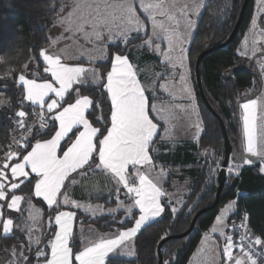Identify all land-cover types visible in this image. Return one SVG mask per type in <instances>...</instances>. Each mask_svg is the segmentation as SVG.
<instances>
[{
    "label": "snow or ice",
    "instance_id": "1",
    "mask_svg": "<svg viewBox=\"0 0 264 264\" xmlns=\"http://www.w3.org/2000/svg\"><path fill=\"white\" fill-rule=\"evenodd\" d=\"M75 7L80 9L82 6L78 3ZM83 7L87 9L86 13H82L76 20L72 19L74 13H69L60 22L62 25L67 23L66 30L83 33L86 38L95 40L98 45L95 50L97 54H88L86 59L89 65H95L105 59L106 39L113 40L118 36L127 42L130 32L144 28V35L147 37L143 43L144 47L158 52L164 58L166 67L171 64L173 69L176 68L177 61L180 68L184 67L185 47L181 35L175 30L166 29L163 22L156 19L157 15H161L175 20L160 0L106 2L103 11L100 4ZM137 7L142 9L145 20H151V36L148 35L147 26L141 23ZM200 7L199 4L194 5L193 11H198ZM258 12L264 13V0H258ZM256 21L257 18L254 17L253 28L256 27ZM158 39L167 41V50L156 42ZM247 45L246 38L244 47ZM177 49L178 55L174 56L173 53ZM38 57L42 58L39 65L42 67V73H30L34 78L20 74L18 83L22 93L20 103L23 104V101L27 100L40 109L39 112L31 113L38 118L39 127L32 131L24 120L29 113L22 109L18 111V126L28 134H21L23 146H18V152L10 151L5 157L7 161L19 154L20 162L0 165V199H5L7 208L20 211L21 201L25 198L14 192L20 188V183L27 181L34 187V196L42 198L47 206L53 209L49 215H54V226H58V230L48 234L50 258L45 251L36 247L37 264L40 260L43 264H106V260L111 261L114 258L109 254L117 253L125 241L131 240L146 222L159 217L164 211L160 199L163 195L162 189L150 178L148 169L154 167L150 151L157 142L154 137L158 135V126L165 118L156 105L150 103L149 97L146 96L147 89L137 78L138 71L125 55L113 54L110 58V70L102 65L105 71L99 73L94 66L86 67L82 61L69 63L62 59L60 54H49L44 49L39 52ZM25 68L27 69V65ZM43 74L48 75L45 77ZM184 79L181 75V80ZM92 85H95L96 89H91ZM164 87L165 85H160L161 89ZM97 89L100 95L94 99L84 94L86 91ZM151 98L156 99L154 95ZM109 101L107 112L102 117H96L99 103L107 105ZM5 103L8 101L0 99V104ZM257 104L256 99H247L240 104L246 141L244 151L264 162V147L257 149L254 115ZM101 120L103 123L100 127L94 126ZM164 132L167 134L168 129L165 128ZM32 140H35L34 144ZM244 163L251 165L253 160L245 159ZM233 167L235 166H229L230 173ZM9 168L11 177L20 180V183H11L13 193H7L4 183ZM95 169L116 178L117 186L122 185L126 196L134 201L129 206V211L137 207L140 215L135 219L134 226L118 231L111 237L102 236L96 241L84 242L81 248L77 246L73 234L75 212L59 208L61 204L70 206L75 203L69 199L68 185L65 184L66 180L72 179L70 173L83 174ZM260 171L264 172V165ZM119 191L120 188L117 187V195ZM7 196H10V203H7ZM60 197L63 199H59ZM235 205L236 201H232L228 208L215 217L216 225L213 226L212 232L219 231L224 241L218 264H258L257 257L260 258L261 264H264V237L255 236L253 239L243 220L239 226L232 225L234 229H245L238 241L233 239V235L223 231L225 214ZM76 206L79 207L78 204ZM29 215L31 216V212ZM12 225L13 220L7 219L3 224V231L10 232ZM208 239L206 233L205 244ZM36 243L39 245L40 241ZM257 246L259 251H256ZM236 249L239 254L234 255ZM27 251L31 252V245ZM12 255L16 260L9 264H31L32 257L25 256L23 250L17 252L14 249ZM0 264H4V261H0Z\"/></svg>",
    "mask_w": 264,
    "mask_h": 264
},
{
    "label": "trees",
    "instance_id": "2",
    "mask_svg": "<svg viewBox=\"0 0 264 264\" xmlns=\"http://www.w3.org/2000/svg\"><path fill=\"white\" fill-rule=\"evenodd\" d=\"M242 2L243 0H229L228 8L222 12L220 9L223 8L224 0H208L189 46L188 54L189 58H192L191 65H194L205 44H221L228 38L239 15ZM62 7L63 2L61 0H0V99L4 98L8 101V103L0 106V158L8 151L12 143V126L7 115L17 109H24L28 113L32 110H38L37 107L30 106L25 100L23 104L20 103L22 93L16 79L18 74L22 72H26L30 78H34L30 74L32 72H37L38 75L42 73V67H39L42 59L38 57V54L48 46L49 36ZM253 12L254 0H249L241 24L231 42L225 47L209 52L203 57L200 64V77L205 96L211 107L222 118L229 140L235 144L238 152L237 140L240 134V118L237 117L235 103L248 94L249 88L255 86V89L258 85L257 70L253 68L255 59L250 61V58L241 57L237 53L239 42L249 29ZM260 24H262V18H260ZM133 41L135 40H130L127 45ZM114 53L125 54L133 59V54L125 50L123 46L121 47L120 43L107 44L106 58L95 64L99 72L105 71L102 65H105L107 70L110 69V58ZM142 56L152 61H158V57L154 54H143ZM242 59L244 60L243 64L250 61L249 70L239 71L227 77L223 76L224 71L239 66ZM25 65H27V69ZM43 75L46 77L48 74ZM90 87L96 89L95 85ZM195 88L199 98V111L203 124V132L197 143L183 142L170 148L160 143V139L157 137L155 138L157 142L150 151L156 163L170 170L164 182L165 191L172 192L174 190L173 180L185 185L184 203L174 213L170 205L162 200L164 211L161 216L142 227L134 236L133 257L126 258L114 254L111 255L114 258L111 261L106 260V264H157L159 241L164 237L185 232L189 228L193 216L214 202L218 171L216 169L213 173V166L209 167L208 159L212 158L209 155L211 152L218 159L213 164H220L224 140L217 118L206 108L198 94L196 82ZM84 94H88L90 99H94L100 95V92L97 89L86 91ZM109 106L110 101L107 105L102 102L99 103L96 117H102ZM89 119L91 120L92 117ZM102 123L103 120L94 126L100 127ZM39 138L37 137V139ZM259 165V162H256L253 165L245 166L237 176H231L229 178L230 183L234 178H237L236 187L215 208L201 213L188 235L181 238H171L163 243V263L169 260L170 264H187L198 246L202 234L211 227L220 207L228 200L236 201V209L229 222L235 219L242 209L248 216V227L251 234L254 237H264V172L260 171ZM228 186L225 184L224 190ZM32 191L33 185L27 181L16 190L17 193L31 199L39 206L45 219H53L54 215H49L53 209L35 199ZM111 198L110 195H100L95 201L113 205L115 202ZM74 212L76 223L81 219V222L91 224L102 232L110 231L113 227L117 229L132 227L138 215V211L135 210L129 218L118 223L117 219L121 214L123 215L122 212L113 217L109 215L99 218H88L79 210H74ZM54 230V226L50 227L41 239V243L45 244L47 254L49 252L48 234ZM21 241L23 240L15 234L3 237L0 241V261H4L9 256L11 248H19ZM24 244L27 245L25 242ZM76 244L80 247L77 241ZM32 249L28 255L32 257L31 264H34L38 258L33 255L34 248Z\"/></svg>",
    "mask_w": 264,
    "mask_h": 264
},
{
    "label": "rangeland",
    "instance_id": "3",
    "mask_svg": "<svg viewBox=\"0 0 264 264\" xmlns=\"http://www.w3.org/2000/svg\"><path fill=\"white\" fill-rule=\"evenodd\" d=\"M61 1L63 2L62 10L60 11L57 19L55 20L52 33L49 36V44H48L49 52H55V53L59 52L64 59L74 60V61L80 59V57L86 59L89 53L96 55L97 54V52L95 51V47L97 46L96 42L91 43L92 41H95L94 39H88L85 37L83 33L74 32V30H66L67 23L62 25L60 21L62 18L67 17L69 13H74L72 19L76 20L81 16L82 13H86L87 9L83 7L84 5L91 4L95 6L96 4H100L101 11H103L104 3L106 2L113 3V2H117V0H61ZM160 2L164 4L168 14L170 16L175 17V20L168 19V16L157 15L156 16L157 21L163 22L164 27L166 29L175 30L176 32H178L183 39V44L185 47V59H184L183 68L179 67L178 61L176 68L173 69L171 64L167 65L166 67L164 64V58L158 52H153L151 48L143 46L144 40L147 39V37L144 35L145 32L144 28H141L139 31L133 30L132 32H130L127 42L121 40L118 36L111 41H113L114 44L120 43V46L121 47L123 46L125 50L130 51V53H132L135 58H140L143 54H154L155 56H158V61H152L149 60L148 58H145L143 60V64L141 65L142 68L140 69V73L141 75L144 76L146 86L147 88H149L147 93L149 94V97L151 99V104H155L157 109L161 111V113L165 118L159 124L160 127L159 142L166 147L172 148L183 142L197 143L199 136L203 132V124H202L201 116L199 115L200 114L199 100H198L199 98L197 96V91L195 88L194 65H191L192 58H189L188 51H189L190 43L197 30L198 21L201 17L202 11L206 6L208 0H160ZM78 3L82 6L80 9H76L75 7L76 4ZM197 4L201 5V7L198 11L194 12L193 7L194 5ZM228 4H229V0H224L222 6L223 8L220 10L224 12V9L228 8ZM137 13L140 14L141 23L147 26L148 35L151 36L153 34L151 20H145L144 14H142V9H140L139 7H137ZM261 18H262V24H260L259 21L258 23H256L255 28L253 27L250 28L249 26L250 29H248L244 34V37L242 38V41L238 48L239 55L245 56L247 58H251L259 52H264V18L263 16ZM189 21L191 22L190 24ZM250 25H251V21H250ZM246 38L248 41V45L245 48L244 43ZM133 39L135 41L127 45V43ZM106 41L108 40L106 39ZM80 42L84 43L85 46L86 44L87 46H90V49L82 47V44ZM156 42L160 43L162 48L167 50L168 44L166 40L158 39ZM173 55L174 56L178 55V49L176 52L173 53ZM194 56L195 55L193 53V59ZM262 65H264V55L256 57L253 63V68L257 70V72H259L261 76V91L256 96V98H254L258 101L257 108L254 113L258 150H260L261 147H264V67H262ZM181 75L185 77L184 80H181ZM161 76H163V78H161ZM160 85H165V87L161 89ZM254 87L255 86L249 88V90H247V93H251L252 91H254L253 90ZM153 95L156 97V99L151 98ZM1 99L5 100L4 98ZM2 105L3 104H0V106ZM39 111L40 110L38 109V112ZM239 118H240L241 147L245 154L251 156L250 153H246L244 151V146L246 141L243 135V111L240 108V105H239ZM165 128L168 129L167 134H165L164 132ZM12 144L13 143H11L9 149L12 148ZM8 152L9 151L5 152V154L0 158V160H2L3 157H6ZM209 155H211L212 157L208 159L209 167L213 166L212 171L214 173L216 169L217 171L219 170L220 164L214 165L213 162L217 161L218 159L211 152ZM4 159L2 160V162H4ZM13 162L15 161L12 160V163ZM256 162H259L260 164L259 169L262 167V165H264V162L259 160L257 157H256V161H253L251 165L255 164ZM230 165L235 166L232 168L231 173L229 172ZM245 166H250V165L244 162L235 163L231 159L226 170V177H227L226 184L229 185L230 184L229 178L231 176H237L239 171ZM9 170L10 168L7 169V172H9ZM169 171H170L169 169H166L165 173ZM172 184L174 186V190L172 192L165 191V187L163 184V195L161 197V202L162 200L165 201L167 204L170 205L172 210L174 209L173 212L176 213V211H178V209L185 201L186 190H185V185L179 183L177 180H173ZM116 189L117 188H115V192H113L111 195L112 196L111 199H113L116 202V204H113V206L115 205V208H111V207L110 209L102 208L101 213H105V212L108 214L110 213L111 214L110 216L113 217L115 214L122 212L123 215L121 214L120 217L117 219V222L121 223L125 219L129 218L132 212L137 210L136 209L137 207H133L131 208V211H129V206L133 204L134 201L131 200L126 195L125 196L123 195L125 199L123 201V197H120L121 194H123L122 189L120 188L118 195ZM231 202L232 200L226 201L221 206V211L228 208ZM121 205L123 206L121 207ZM234 208L235 206L229 209V211L225 214V221L222 226L224 232L228 230V224L230 221V217L233 214ZM122 230L125 229H117L116 227H113L110 231L108 230L109 232L106 231L107 233L99 230L101 233L81 232L79 233V235L82 241L87 242L88 240L90 242L93 239H98L102 236L111 237L113 234ZM230 231L232 232L234 239L235 229L232 227L230 228ZM216 233L220 235L219 231ZM133 238L131 240L125 241V243L118 249L117 253L114 254H118L126 258L133 257ZM223 243L224 242H222L220 245L221 246L220 250H222L223 248ZM29 245H31V250H33L32 248H34L33 255L35 256V249L37 247L36 241L30 240L28 241L27 245L20 242L19 248L16 249L15 247L11 248L9 252L8 260H6L5 264H9V262L16 260V257L12 255L14 249L17 252L23 250L24 255L29 256L28 255L29 251H27ZM218 246H219L218 244H215L212 247V249L208 252V256L206 258L199 257L198 258L199 264H218L217 262L219 258ZM207 247L208 246H206V249ZM39 248H41L43 251L46 252L44 243H42L39 246ZM114 254H109V255L111 256ZM235 254H239V252L234 251V255ZM165 262H167V264H170L169 260ZM165 262L163 264H165ZM34 264H37V262H35ZM39 264H42V261H40Z\"/></svg>",
    "mask_w": 264,
    "mask_h": 264
},
{
    "label": "crops",
    "instance_id": "4",
    "mask_svg": "<svg viewBox=\"0 0 264 264\" xmlns=\"http://www.w3.org/2000/svg\"><path fill=\"white\" fill-rule=\"evenodd\" d=\"M262 16L264 18V13L258 12V0H254V12H253V17L251 20L250 28L252 27L253 18L256 17L257 18L256 23H258ZM243 37H244V35H243ZM242 38L239 42L238 48L240 46ZM94 42L95 41H92L91 43H94ZM80 43L82 44V47L90 49V46H87L86 43H85L86 46L84 45V43H82V42H80ZM107 44H114V42L111 40L106 41L105 49H104L105 53H106ZM96 45H97V43H96ZM48 46L44 50H47L49 54H60L59 52L58 53L49 52ZM97 47H98V45L95 47V50L97 49ZM238 48H237V53H238ZM114 54H116V53H114ZM122 55H125V54H122ZM125 56H127V55H125ZM239 56H241V55H239ZM156 57H158V56H156ZM241 57H245V56H241ZM62 59H64V58L62 57ZM144 59L145 58L143 56L140 58H135L133 56V59L128 57L129 62L138 71L137 78L141 82L142 86L145 89H147L146 96L149 97V94L147 93L149 88H147V86H146L144 76L141 75V73H140V69L142 68L141 65L143 64ZM67 61L69 63H75V62L82 61L84 63V66H86V67L87 66L96 67L95 65H89L87 63V59L81 58V57H80V59H78L76 61H74V60H67ZM98 73H99V71H98ZM20 74H26V72H22ZM20 74H18V76ZM18 76L16 79L17 83H18ZM26 76H27V74H26ZM27 78H30V77L27 76ZM149 99H150V97H149ZM25 101L30 106H34L31 104V102H29L27 100H25ZM150 103H151V99H150ZM34 107L38 108V106H34ZM57 125H58V122H57ZM159 128L160 127L158 126V135L156 137H154V139L157 137L159 138V130H160ZM32 143L34 144L35 141H32ZM150 155H151V153H150ZM18 162H20V161H18ZM153 165H154L153 168L148 169L150 178L153 179V181L156 182L159 187H161L162 192H163V184L167 178L168 172L165 173L166 169L164 167H162L161 164L156 163L154 159H153ZM9 171H11V170H9ZM31 175H34V174H31ZM70 177L72 178L71 181H69V180L65 181V184L68 185L67 195L69 196V199L74 201L75 203H73L70 206L61 204L59 210L73 211V212H74V210H79L83 214L88 216V218H99L102 216H109V215H111L110 213L109 214L106 212L101 213L102 208H105V209H110V207L115 208V205L114 206L113 205H106L102 202L95 201V199L98 198L100 195H110L111 196L112 193L115 192V188H117V187L122 189L123 194H121L120 197H123V201L125 200L124 196L126 195V190L123 189L122 185L117 186L116 178L114 176L108 175L107 173L103 172L100 169L87 171V172H84L83 174L70 173ZM12 178H13L12 181L5 180V182H6L5 184L7 186V193H13V190L11 189V186H10L11 183H20V180L18 178H14V177H12ZM22 184L23 183H20V186ZM14 194L21 195V194L17 193L16 190H15ZM32 195L34 196V187H33ZM22 197H24L25 199H22V201H21V204H20L21 210L20 211H16L14 209L7 208V204L5 203V199H0V241L3 237H5L7 235L15 234L23 240V241H21V243H24V242L28 243V241H30V240H34V241L39 240L40 243H39V245H37V247H39L42 244L41 239H42L43 235L47 232L46 230H48L50 227L54 226V218L53 219H49V218L45 219V217L43 215V211L41 210V208L39 206H37L31 199H27L25 196H22ZM34 198L42 201L47 206L46 202H44L42 200V198H36L35 196H34ZM6 199H7V203L11 202L10 196H7ZM59 199L62 200L63 198L60 197ZM232 201H235V200H232ZM77 204L79 205V207L76 206ZM114 204H116V202ZM161 204H162V202H161ZM30 205H32L34 207H30ZM136 209L138 211V215H137L136 219H138L140 212H139L138 208H136ZM235 209H236V207L234 208V211H235ZM220 211H221V207H220L217 215L220 214ZM234 211H233V213H234ZM30 212H31V216L29 215ZM125 213H126V210H125ZM32 217H35V219H33ZM156 218H158V217H156ZM156 218H154V219H156ZM7 219H12L13 225L11 227V231L8 233H5L3 231V224ZM154 219H152V220H154ZM75 220L76 219L74 217V219H73V234L76 237L77 243H79L80 247L82 248L84 246L85 241L81 240L79 233H81V232L99 233L100 231L97 228L93 227L91 224H86V223L81 222V219L77 223ZM152 220L146 222L145 225L150 223ZM232 224H233L232 221L229 222L228 230L225 231V233L232 235V232L230 231V228H232ZM214 225H216V220H214L211 227L202 234L200 242H199L198 246L196 247L195 251L192 253L187 264H199L198 258L199 257L206 258L208 256V252L212 249V247L215 244L219 245L218 246V251H219L218 256H219V258H221L222 250H220V248H221L220 245L224 241H223V238L220 235H218V233L212 232V227ZM133 226H134V224H133ZM144 226H142V227H144ZM54 227H55V230H58V226H54ZM105 233H107V232L105 231ZM206 233L208 234V237H209L207 244H205V234ZM98 239H93L90 242L96 241ZM87 242H89V241L87 240ZM48 246H49L48 256L50 258V243L48 244ZM206 246H208L207 249H206ZM219 258H218L217 262L219 261ZM6 260H8V257H6V259L4 260V264H5ZM42 264H43V261H42Z\"/></svg>",
    "mask_w": 264,
    "mask_h": 264
},
{
    "label": "water",
    "instance_id": "5",
    "mask_svg": "<svg viewBox=\"0 0 264 264\" xmlns=\"http://www.w3.org/2000/svg\"><path fill=\"white\" fill-rule=\"evenodd\" d=\"M249 0H243L242 4H241V8L239 11V15L236 19V22L232 28V31L230 33V35L228 36V38L222 42L221 44H216V45H212L211 43H207L205 44L204 49L198 54L195 63H194V75H195V82H196V87L198 90V94L202 100V102L204 103V105L206 106V108L217 118L219 126L221 128L222 131V135H223V140H224V145H223V155L221 158V162H220V168L218 170V175H217V191L215 194V200L214 202L210 205L207 206L206 208H203L201 210H199L192 218L191 223L189 228L178 235H170L167 237H164L163 239H161L157 245V256H158V262L157 264H163V258H162V245L164 242H166L167 240L171 239V238H181L184 237L186 235H188L195 224V221L197 219V217L203 213L206 210L215 208L219 202L223 199L226 198V196L228 195V193L233 190L236 187L237 184V178H234L232 180V182L229 184V186L227 187L226 190H224L225 188V184H226V170L227 167L229 165L230 160L232 159L235 163H243L245 159H252L253 161L256 160V157L247 155L243 152L242 147H241V136L239 134L238 140H237V144L239 147V152L236 150L235 148V144L230 142L227 131H226V127L225 124L222 120V118L219 116V114L211 107L210 103L208 102L203 87H202V83H201V77H200V64H201V60L203 59V57L205 55H207L209 52L215 50V49H219L222 47H225L228 43L231 42V40L234 38V36L236 35L238 28L241 24L243 15H244V11L246 9V6L248 4ZM263 52H259L257 54H255V56L251 57L250 61H252L253 59H255L258 56L263 55ZM250 61L247 64H243L244 60H241V64L237 67H234L228 71H224L223 72V76L227 77V76H231L233 74L238 73L239 71H246L249 70L250 68ZM258 75V85L257 87L254 89V91H252L251 93L246 94L245 96H243L242 98H240L236 103H235V107H236V113H237V117L239 119V105L243 102H246L247 99H254L261 91V76L259 74V72H257ZM33 141V140H32ZM224 190V191H223Z\"/></svg>",
    "mask_w": 264,
    "mask_h": 264
},
{
    "label": "built area",
    "instance_id": "6",
    "mask_svg": "<svg viewBox=\"0 0 264 264\" xmlns=\"http://www.w3.org/2000/svg\"><path fill=\"white\" fill-rule=\"evenodd\" d=\"M21 109H18L16 110L15 112L13 113H9L7 115V119L9 120V123L11 124L12 126V133H11V140H12V148H10L8 151H17L18 152V146L19 147H22L23 146V141L21 140V134L23 135H27L28 133L27 132H24L23 129H20L19 126H18V119H20L18 116H17V113L18 111H20ZM23 111H25L26 113H28L26 110L22 109ZM33 112H38V110H32L29 115H27L26 117H24V120L26 121V123L30 126V129L32 131H35V128L39 127V122H38V118L35 116V115H32L31 113ZM43 115L47 116L48 114L47 113H42ZM15 139V140H14ZM8 152V154H9ZM8 154L6 156H8ZM5 157H3L4 159ZM2 159V160H3ZM2 160H0V164H4V163H12V160H14L15 162H18L20 161V157H19V154L17 155V157H14V158H11L7 161H5L4 159V162H2ZM7 181H12V177L10 175V171L7 172ZM4 183H6L4 181ZM242 220L247 224V230H248V233L251 235V237L254 239L255 237L251 234L250 230H249V227H248V216L246 214V212L244 210L241 209L240 213L235 217V219L232 220V222L239 226L242 222ZM245 232V229L244 228H235V233H234V240L235 241H238L240 236ZM234 251H237L239 252L238 249L234 250ZM256 251H259V247L257 246L256 247ZM258 259V263L261 264V261H260V258L257 257Z\"/></svg>",
    "mask_w": 264,
    "mask_h": 264
},
{
    "label": "bare ground",
    "instance_id": "7",
    "mask_svg": "<svg viewBox=\"0 0 264 264\" xmlns=\"http://www.w3.org/2000/svg\"><path fill=\"white\" fill-rule=\"evenodd\" d=\"M226 181H227V179H226Z\"/></svg>",
    "mask_w": 264,
    "mask_h": 264
}]
</instances>
